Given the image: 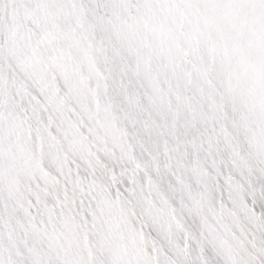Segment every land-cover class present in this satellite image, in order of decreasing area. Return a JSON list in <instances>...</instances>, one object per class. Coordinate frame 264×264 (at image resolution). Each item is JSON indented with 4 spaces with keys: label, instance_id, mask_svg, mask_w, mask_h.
<instances>
[{
    "label": "snow or ice",
    "instance_id": "1",
    "mask_svg": "<svg viewBox=\"0 0 264 264\" xmlns=\"http://www.w3.org/2000/svg\"><path fill=\"white\" fill-rule=\"evenodd\" d=\"M0 264H264V0H0Z\"/></svg>",
    "mask_w": 264,
    "mask_h": 264
}]
</instances>
